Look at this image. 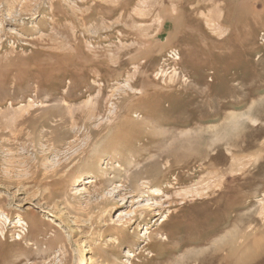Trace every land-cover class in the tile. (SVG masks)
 <instances>
[{"label": "rangeland", "instance_id": "obj_1", "mask_svg": "<svg viewBox=\"0 0 264 264\" xmlns=\"http://www.w3.org/2000/svg\"><path fill=\"white\" fill-rule=\"evenodd\" d=\"M233 1L0 0V264H264V0Z\"/></svg>", "mask_w": 264, "mask_h": 264}, {"label": "bare ground", "instance_id": "obj_2", "mask_svg": "<svg viewBox=\"0 0 264 264\" xmlns=\"http://www.w3.org/2000/svg\"><path fill=\"white\" fill-rule=\"evenodd\" d=\"M234 1L233 0H227V2H225V4L224 5H222V6H219L220 7V9H222L223 11H224V14H225V18H224V22H225V24L227 23V22H229V20H230V17L232 16V14L234 13H236V16H237V4H236V6H232V3H233ZM221 5V4H220ZM25 7V6H24ZM235 7H236V9H235ZM221 10V11H222ZM234 18V17H233ZM214 19V18H213ZM236 19V18H235ZM231 21V20H230ZM215 23V22H214ZM98 101V100H97ZM98 107V106H97ZM91 109V108H90ZM93 110V109H92ZM90 112V111H89ZM88 114V113H87ZM94 114V113H93ZM72 116V115H71ZM92 123V122H91ZM98 130V129H97ZM90 131V130H89ZM133 176V175H132ZM90 181V180H89ZM166 251V250H165ZM230 251V250H229ZM234 254V253H233ZM7 256V255H6ZM4 258V257H3Z\"/></svg>", "mask_w": 264, "mask_h": 264}]
</instances>
